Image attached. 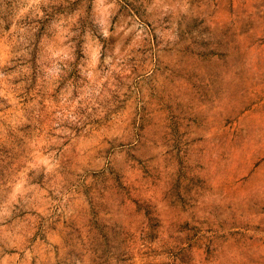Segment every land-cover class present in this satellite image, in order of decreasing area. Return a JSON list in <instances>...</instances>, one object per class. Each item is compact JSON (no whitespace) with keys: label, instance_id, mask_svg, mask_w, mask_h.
<instances>
[{"label":"clouds","instance_id":"obj_1","mask_svg":"<svg viewBox=\"0 0 264 264\" xmlns=\"http://www.w3.org/2000/svg\"><path fill=\"white\" fill-rule=\"evenodd\" d=\"M55 3L0 0V31L27 48ZM52 29L49 128L0 175V264H135L129 233L142 264H264V0H81Z\"/></svg>","mask_w":264,"mask_h":264},{"label":"rangeland","instance_id":"obj_2","mask_svg":"<svg viewBox=\"0 0 264 264\" xmlns=\"http://www.w3.org/2000/svg\"><path fill=\"white\" fill-rule=\"evenodd\" d=\"M81 4V0H56V3L52 6V12L50 14L46 13V19L40 22L39 31L36 32L28 44L27 48L24 45L13 43V36L9 35L11 29V23L6 21L5 26L2 31H0V61L4 62V68L2 69L6 74L16 72L19 68L31 65L32 72L31 75H22L14 77L13 79L5 80L0 82V90L6 93V97H0V126H3L4 132L0 133V175H2L13 161L19 158L20 152L15 149L23 150L25 143L28 140H34L37 134H40V139H43V133L48 130L50 125V116L45 113L47 105H45V100L48 98L49 93L46 92V84L40 85L38 87L37 77L41 75L39 68L36 64L37 59L43 50L51 43L53 46L57 43L55 39V29L49 31L52 20L57 16H64L65 18L72 14ZM45 37L47 39H45ZM18 39V38H17ZM101 42L105 43L101 38ZM107 47V44H106ZM29 52V57L17 56L20 51ZM78 60L82 58V53L77 51ZM69 78H78L77 72L73 70L69 74ZM23 83L24 88L22 90L17 89L19 84ZM64 81H61L60 87L56 88L50 95L55 102L58 98V93L60 88L63 87ZM36 97H40L39 104L41 106L40 111L43 114L40 117H35L33 115V110L28 109L27 105L33 102ZM14 101H19V103H14ZM119 109L115 110L114 113L108 115L105 120L97 122L99 128L107 126L109 130L115 127L116 121H113V115H117ZM144 120L148 124H153L158 122L163 118V113L167 110L159 106L149 107L147 105L143 108ZM19 114V115H18ZM21 116L28 120L29 123L19 124L16 123L20 120ZM119 118V117H117ZM135 121V116L132 117ZM169 119H174V117H169ZM35 120V123L31 122ZM15 123L16 131L13 132L10 129ZM209 125H212V120L207 121ZM217 128L211 127L210 134H216ZM22 133V136L19 135ZM105 139H107L105 137ZM110 143V141H109ZM149 196L151 193L148 194ZM132 233L128 234L129 239L127 240V251L128 256L135 257V264H142L139 256L136 252V244L131 240Z\"/></svg>","mask_w":264,"mask_h":264}]
</instances>
